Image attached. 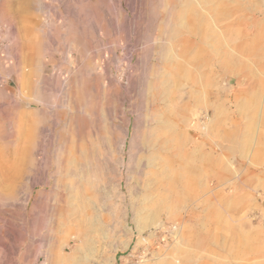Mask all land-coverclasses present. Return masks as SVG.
I'll return each mask as SVG.
<instances>
[{"label": "rangeland", "instance_id": "obj_1", "mask_svg": "<svg viewBox=\"0 0 264 264\" xmlns=\"http://www.w3.org/2000/svg\"><path fill=\"white\" fill-rule=\"evenodd\" d=\"M0 264H264V0H0Z\"/></svg>", "mask_w": 264, "mask_h": 264}, {"label": "bare ground", "instance_id": "obj_2", "mask_svg": "<svg viewBox=\"0 0 264 264\" xmlns=\"http://www.w3.org/2000/svg\"><path fill=\"white\" fill-rule=\"evenodd\" d=\"M152 117L153 116H151L150 122L152 121L153 123H156V122H154L155 118H152ZM121 124H123V125L121 127L120 126L116 127L117 130H115V132L118 131L119 129H123V130H126V132L128 133L131 121L125 119L124 122L121 123ZM168 124L170 125V128H172V124H171V120L170 119L168 120ZM159 129H162L161 125L160 126L158 125V128L156 129V131L153 132V133L151 132L150 136L145 137L146 139H145V144H144L145 145L144 148L153 153V158L149 161V164H148V167H147V170L149 171L150 174L148 176V179L146 180V185L149 188V195L152 196L153 198H155V195L157 196V193L160 192V190L162 188V185L163 186L165 185L166 190L170 189L169 188L170 187L169 184L161 183V181L159 179L160 176H164V177H166L169 180L170 168H171L170 167L171 165L168 166V164H164V165L161 164V159H162L163 156H165V153L168 154V155L170 154V151H171V147L170 146L171 145H170V141L167 138L166 132L159 131ZM167 159H168V156H167ZM164 161H166V160H164ZM143 166H144V164H143ZM155 218H156L155 212H150V213L147 214V216H145V220L152 221ZM137 227H138L140 233L143 232V225H142V223L140 221L137 223Z\"/></svg>", "mask_w": 264, "mask_h": 264}]
</instances>
